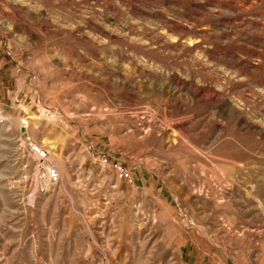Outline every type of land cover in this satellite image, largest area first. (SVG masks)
I'll use <instances>...</instances> for the list:
<instances>
[{"label": "rangeland", "instance_id": "rangeland-1", "mask_svg": "<svg viewBox=\"0 0 264 264\" xmlns=\"http://www.w3.org/2000/svg\"><path fill=\"white\" fill-rule=\"evenodd\" d=\"M0 264H264V0H0Z\"/></svg>", "mask_w": 264, "mask_h": 264}, {"label": "built area", "instance_id": "built-area-1", "mask_svg": "<svg viewBox=\"0 0 264 264\" xmlns=\"http://www.w3.org/2000/svg\"><path fill=\"white\" fill-rule=\"evenodd\" d=\"M59 180H60V172L58 168H54V167L47 168L45 175L41 177V181L45 189H48L51 186L55 185L56 183L59 182Z\"/></svg>", "mask_w": 264, "mask_h": 264}, {"label": "bare ground", "instance_id": "bare-ground-1", "mask_svg": "<svg viewBox=\"0 0 264 264\" xmlns=\"http://www.w3.org/2000/svg\"><path fill=\"white\" fill-rule=\"evenodd\" d=\"M33 151H34V154L37 156V157H39L40 156V154L39 153H43V154H46L44 151H42L40 148H33ZM40 171V170H39ZM60 172V171H59ZM41 177V176H40ZM37 180H38V176H37V178H36ZM36 180V181H37ZM38 182V181H37ZM39 188V187H38Z\"/></svg>", "mask_w": 264, "mask_h": 264}]
</instances>
